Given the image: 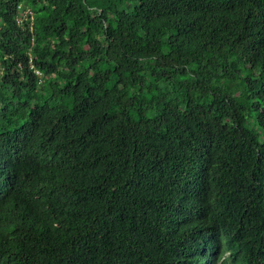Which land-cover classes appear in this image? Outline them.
Returning a JSON list of instances; mask_svg holds the SVG:
<instances>
[{
	"label": "trees",
	"instance_id": "16d2710c",
	"mask_svg": "<svg viewBox=\"0 0 264 264\" xmlns=\"http://www.w3.org/2000/svg\"><path fill=\"white\" fill-rule=\"evenodd\" d=\"M0 264H264V0H0Z\"/></svg>",
	"mask_w": 264,
	"mask_h": 264
},
{
	"label": "built area",
	"instance_id": "2783aa9c",
	"mask_svg": "<svg viewBox=\"0 0 264 264\" xmlns=\"http://www.w3.org/2000/svg\"><path fill=\"white\" fill-rule=\"evenodd\" d=\"M16 10H17V17H16V23L21 25L23 23L22 20H27V19H31V10L28 7H23L20 4L16 5ZM30 24V23H29ZM29 63V68L30 70H32V72L36 75V76H40V73L38 72V70H36L33 65L30 63V61H28Z\"/></svg>",
	"mask_w": 264,
	"mask_h": 264
}]
</instances>
